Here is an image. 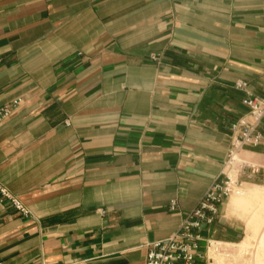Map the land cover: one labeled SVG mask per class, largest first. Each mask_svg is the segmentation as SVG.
<instances>
[{
    "label": "crops",
    "instance_id": "0c3cea01",
    "mask_svg": "<svg viewBox=\"0 0 264 264\" xmlns=\"http://www.w3.org/2000/svg\"><path fill=\"white\" fill-rule=\"evenodd\" d=\"M238 81L264 99V0H0V182L31 211L0 203V263L146 264L222 177ZM241 196L205 239L243 240Z\"/></svg>",
    "mask_w": 264,
    "mask_h": 264
},
{
    "label": "built area",
    "instance_id": "2783aa9c",
    "mask_svg": "<svg viewBox=\"0 0 264 264\" xmlns=\"http://www.w3.org/2000/svg\"><path fill=\"white\" fill-rule=\"evenodd\" d=\"M158 61L157 56H153ZM235 89L246 93L244 105L249 110V118L241 119L231 126L232 138L229 157L222 177L214 181L200 200L196 208L183 220L177 232L169 239L157 241L147 246L146 264H216L212 253L224 255L227 259L231 254L214 247L219 244L211 239H205L202 232L215 224L220 216L221 208L234 196H241L245 190L242 177L249 171L252 176L260 173V167L246 161L236 166L235 156L247 148H255L262 144L263 134L260 125L264 119V99L253 95L248 90V84L238 81ZM23 104L21 99L15 100L0 109V124L7 120ZM234 172L237 176H233ZM0 203L7 204L24 218L31 211L23 202L12 194L0 182ZM177 201L171 204V210L177 209ZM4 264V263H0Z\"/></svg>",
    "mask_w": 264,
    "mask_h": 264
},
{
    "label": "rangeland",
    "instance_id": "374dc122",
    "mask_svg": "<svg viewBox=\"0 0 264 264\" xmlns=\"http://www.w3.org/2000/svg\"><path fill=\"white\" fill-rule=\"evenodd\" d=\"M241 158V157H240ZM242 161H244L242 159ZM240 166V163H236ZM263 171V172H262ZM259 175H263L261 182L253 187L252 191L256 195L254 199H245L240 204L231 208L237 209L240 218L246 225V236L237 245L215 244L214 247L221 248L231 254V258L227 259L224 255H216L212 253L216 264H264V170L260 169ZM233 176H237L234 172ZM259 187V188H258ZM244 190L245 192H252ZM233 198H242V196H234Z\"/></svg>",
    "mask_w": 264,
    "mask_h": 264
},
{
    "label": "bare ground",
    "instance_id": "6f19581e",
    "mask_svg": "<svg viewBox=\"0 0 264 264\" xmlns=\"http://www.w3.org/2000/svg\"><path fill=\"white\" fill-rule=\"evenodd\" d=\"M239 157H240L239 155H236V156H235V161H236V163L242 162V161L239 159Z\"/></svg>",
    "mask_w": 264,
    "mask_h": 264
}]
</instances>
